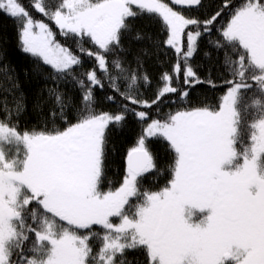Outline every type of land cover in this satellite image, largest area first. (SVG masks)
Returning <instances> with one entry per match:
<instances>
[{
	"label": "snow or ice",
	"instance_id": "obj_1",
	"mask_svg": "<svg viewBox=\"0 0 264 264\" xmlns=\"http://www.w3.org/2000/svg\"><path fill=\"white\" fill-rule=\"evenodd\" d=\"M171 2L203 6L202 0ZM33 7L64 36L90 42L95 51H78L95 65L78 76L80 56L58 43L47 23L34 19L22 0H0V13L18 25L21 50L38 61L34 71L41 63L50 67L54 83L46 89L52 107L42 127L21 130L26 97L15 95L18 77H7L14 99L12 107L7 97L0 101V264H139V256L143 264H264V101L252 102L259 115L247 125V142L237 108L242 90L253 87L249 81L264 96V0H224L203 20L165 0H35ZM225 12L229 19L210 43L224 53L231 77L226 94L217 108L190 106V91L214 82L211 70L205 80L189 61ZM145 15L162 21L163 43L177 58L151 101L141 98L150 83L143 58L134 56L133 68L123 43L133 21ZM132 38L144 36L137 30ZM61 84L75 85L79 97L60 91ZM97 90L113 93L106 99L119 102V110L98 111ZM177 93L184 107L163 118L149 116L153 105L158 109L162 98ZM34 110L42 113L43 103ZM129 118L141 132L126 153L122 183L105 190L115 150L111 133ZM154 138L173 155L169 179L157 191H142L141 178L162 171L150 150ZM129 252L138 257L129 259Z\"/></svg>",
	"mask_w": 264,
	"mask_h": 264
},
{
	"label": "trees",
	"instance_id": "obj_2",
	"mask_svg": "<svg viewBox=\"0 0 264 264\" xmlns=\"http://www.w3.org/2000/svg\"><path fill=\"white\" fill-rule=\"evenodd\" d=\"M35 0H22L23 6L29 11L30 15L36 20H41L47 23L55 34L56 41L61 45L71 49L76 55L80 56L82 60V66L77 67L76 74L79 76L81 72H85L94 68L95 62L92 58L83 55L78 51L80 47L88 48L95 51L94 46L90 42H81L71 36H64L59 30L55 22L45 17L43 14L36 10L34 5ZM46 4L55 3V0H45ZM222 6V0H205L204 5L196 12L189 9L185 14L190 17L198 18L200 20L208 18L218 11ZM51 10V7L49 8ZM186 15V16H187ZM229 19L228 13H222L219 18V23L216 25V29L213 30L211 35H203L198 41V51L194 54V57L190 59L189 63L193 67L194 71L198 75L207 80L209 78V70H211V80L213 85L202 83L196 85L190 91L191 104L190 106H210L215 108L222 102V97L226 94L227 85L226 80H229L230 74L223 63L224 53L218 52L211 41L219 39L218 29L224 25ZM134 28L132 33L128 34L123 43L124 46L130 51L127 53L126 61L131 63L132 67H136V63L133 59L134 56L140 55L143 58V70L146 71L150 83L147 87H142L141 98L151 101L156 97V93L162 82L160 77L163 73H173V68L177 62L174 51L164 45V41L167 38V32L162 24V21L154 16L149 17L147 15L137 18L133 21ZM18 25L16 21L7 15L0 13V101L4 97H7L9 107L13 106V95L7 93L6 89L11 87L7 77L13 75L18 77L20 88L15 92V95H19V91H22L26 97L27 111L19 119V128L21 130L40 129L42 127V117L47 118L49 115V109L52 107V101L48 99V87H53L52 80L53 71L50 67L44 66L42 63L34 71V66L38 61L30 54L24 53L18 43L17 35ZM139 30L144 36L142 40H135L132 37L135 32ZM149 36L151 39H149ZM155 44L160 45V52L157 55V49ZM186 43V41H185ZM142 49H147L150 56H144L141 52ZM165 53L167 54L165 56ZM111 59V57H109ZM182 72H183V62ZM4 65H7V71L4 70ZM99 75V72H98ZM87 83V81H85ZM180 84H183V80H180ZM173 86H177L174 77ZM75 85L61 84L60 91L64 92L67 96L79 97V91H74ZM251 93L247 91L242 93L241 99L238 102L237 108L241 112V134L242 139L247 142L248 139V127L247 125L253 122L259 115L258 109L252 107L253 100L260 99L264 101V96L254 88L249 89ZM110 91L97 90L95 92L98 100V111L117 112L119 110V102L114 104L106 99V95H112ZM37 102L43 103V111L37 112L34 110V105ZM131 107V105L129 104ZM184 107V102L179 99L177 94H168L162 98L159 108L153 105L152 110L149 111L151 118H163L169 112H175ZM144 110V109H138ZM4 118L3 112H0V119ZM49 126H51L49 124ZM63 125H61L62 127ZM141 132V125L138 124L134 118H129L127 126L114 129L111 133L112 144L114 145V152L109 153L107 161L106 179L104 188L108 187L115 189L122 183L123 177L126 171V153L134 146L136 138ZM150 150L153 152L158 168L162 171L160 173L165 174V183L169 178L168 165L173 160V155L168 149L167 143L162 139L154 138L150 143ZM156 179L152 177L144 178L143 182H140V186L143 188L150 186H157ZM161 184V182H160ZM143 191V190H142ZM99 230V229H97ZM95 250V249H94ZM129 252V259L138 257V255L132 256ZM139 264L143 263V257L139 256Z\"/></svg>",
	"mask_w": 264,
	"mask_h": 264
},
{
	"label": "flooded vegetation",
	"instance_id": "obj_3",
	"mask_svg": "<svg viewBox=\"0 0 264 264\" xmlns=\"http://www.w3.org/2000/svg\"><path fill=\"white\" fill-rule=\"evenodd\" d=\"M171 1V0H170ZM204 2H205V0H202V5H204ZM223 2H224V0H222V4H223ZM242 2V0H232V4H236V5H238L239 3H241ZM229 7H231V5H229ZM200 8L201 7H199V6H197V7H192V9L193 10H195L196 12H198V10H200ZM198 19V18H197ZM249 83H253V87L252 88H250V89H256V85H255V83L254 82H251V81H249ZM244 91L246 92L247 91V93H251L250 91L251 90H249V89H247V90H242V93H244ZM125 174H126V171H125ZM152 177V178H155L157 181H156V183H157V186H150V187H146V188H143L142 186H140L141 187V190H148V191H157V190H159V189H161L162 187H164L165 186V181H164V176H165V174H162V173H159V174H155V175H153V174H146V176L145 177H143V178H141V181L143 182V180H144V178H146V177ZM160 182H161V184H160ZM138 255L137 253H132V256L134 257V255ZM142 257V256H141ZM134 258H136V257H134ZM143 264V263H142Z\"/></svg>",
	"mask_w": 264,
	"mask_h": 264
},
{
	"label": "rangeland",
	"instance_id": "obj_4",
	"mask_svg": "<svg viewBox=\"0 0 264 264\" xmlns=\"http://www.w3.org/2000/svg\"><path fill=\"white\" fill-rule=\"evenodd\" d=\"M165 2L169 3L170 6L174 7L175 10H178V11H182L183 14H185L186 10L188 13H191L189 9H185V8H179V9H182V10H179L177 7L173 6V4L169 1V0H165ZM187 7V6H186ZM185 9V10H184ZM187 15V13L185 14ZM188 16V15H187ZM191 17V16H190ZM218 106H216L215 108H217ZM169 179V178H168ZM167 183V182H166Z\"/></svg>",
	"mask_w": 264,
	"mask_h": 264
}]
</instances>
